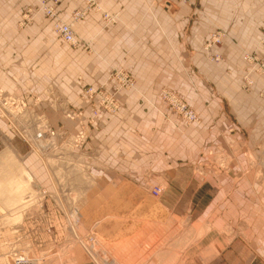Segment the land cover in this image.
<instances>
[{
  "label": "crops",
  "instance_id": "crops-1",
  "mask_svg": "<svg viewBox=\"0 0 264 264\" xmlns=\"http://www.w3.org/2000/svg\"><path fill=\"white\" fill-rule=\"evenodd\" d=\"M98 1L118 21L107 25L91 12L73 22L91 47L85 52L62 45L42 14L19 26L22 11L38 0H0V86L5 90L39 93L44 100L52 90L82 104L80 78L99 84L109 67L120 63L136 79V90L119 94L121 110L99 119L112 170L91 173L95 185L74 202L80 222L102 240L109 264H264V74L252 72L248 86L243 78L244 53L264 58V0H189L168 9L153 0ZM84 3L61 0L60 17L70 22ZM216 29L227 34L211 48L225 58L218 63L202 50ZM163 86L186 98L201 123L179 134L157 109L140 102L142 93L159 105ZM41 106L55 114L47 101ZM6 155L0 161L12 163ZM126 169L167 178L163 196L157 201L125 183L106 185L122 179ZM6 203L0 198V216L16 210ZM34 210L38 206L28 209ZM53 216L62 237L64 218L56 210ZM32 219L24 212L20 222L0 221V264L9 262L7 243L19 237L33 241V228L49 222L47 216ZM181 225L187 226L186 235L177 239ZM70 259L71 264H105L80 246Z\"/></svg>",
  "mask_w": 264,
  "mask_h": 264
},
{
  "label": "rangeland",
  "instance_id": "rangeland-1",
  "mask_svg": "<svg viewBox=\"0 0 264 264\" xmlns=\"http://www.w3.org/2000/svg\"><path fill=\"white\" fill-rule=\"evenodd\" d=\"M41 1L38 0L36 5L28 6L22 11L19 26L21 28L28 26L36 16L42 14L51 24L52 30L61 44L73 49L91 51L89 43L82 40L74 29L78 40L76 43L70 44L61 40L55 27V21L72 26L73 22L83 21L91 12L99 13L107 25L118 21L117 14H111L104 10L98 0H85L83 7L72 12L70 22H66L60 17L58 6L61 0L57 5L56 19L47 17L43 10H39L38 5ZM153 1L165 9L170 8L173 4H180L175 0H170L169 3H166L165 0ZM29 8L36 9V12L32 11L28 17L29 21L24 22ZM105 14L112 17L113 21L104 18ZM212 32L203 42V54L211 62H223L225 58L221 54L211 52L213 46L206 49L205 42ZM224 33L226 34V32ZM263 39L260 40L261 45H264ZM248 55L256 57L258 60L253 62L246 60L245 57ZM244 59L248 64V70L243 78L245 86H248L249 82H252V72L264 74V58L256 52H246ZM125 75L126 78L131 79L130 82H126L122 78ZM94 88L99 89L98 92L107 94V98H99L98 95L92 97ZM136 89L134 75L120 63L110 66L105 79L99 84H90L80 78L77 97L82 101V104L75 103L67 96L61 98L52 90L44 92V95H48L49 92L50 97L44 100L39 93L14 94L0 86V155L6 153L7 157L10 156L14 159L12 163L0 161V198H4L8 207L16 209L15 211L10 209V212L5 211V214H1L3 217L0 216V221L3 224L20 222L24 212L28 216H33L32 220H35L39 215L42 218L47 216L49 219V222L44 223V228L39 226L33 228L32 231L36 232V236L31 237L33 241L19 237L16 241L7 243V251L10 256L8 264H71L70 258L75 246H80L105 264L110 263L111 255L105 250L102 240L93 232V227L87 228L82 224V221L80 222L73 207L82 192L87 187L95 185L96 179L92 178L91 173L112 170L104 157L105 147L100 135L99 119L102 115L113 116L121 110L120 92ZM139 100L157 109L164 120L173 125L179 134L183 132L185 126L198 124L202 121L201 115L191 103L169 86L161 88L159 105L142 93ZM46 101L55 114L46 113V106H41ZM185 108L196 112L198 120H188L184 115ZM69 111H76L80 115L71 118L67 114ZM24 169L33 177L31 185L21 182V180L26 181L23 174ZM13 170L21 172H17V176H13L14 172L10 174ZM122 174V179L108 180L106 185L113 187L125 183L128 187L139 188L147 196L157 201L163 196L168 183L167 178H155L153 176L155 174L152 172L136 173L126 169ZM99 181L105 183L103 179L97 182ZM19 182L22 187L18 184ZM154 188H161L162 192L155 195L153 194ZM48 203L51 206L49 208L54 211L49 210ZM35 206H38L39 210L28 211ZM55 210L64 218V224L60 227L62 237L54 225ZM14 212L16 213L12 216ZM185 228L187 226H177V239L186 235ZM40 229L42 233H40ZM165 247L164 249H168ZM100 249L109 257L107 261L98 254ZM17 260L22 261L17 263ZM176 262L178 263V254Z\"/></svg>",
  "mask_w": 264,
  "mask_h": 264
},
{
  "label": "built area",
  "instance_id": "built-area-1",
  "mask_svg": "<svg viewBox=\"0 0 264 264\" xmlns=\"http://www.w3.org/2000/svg\"><path fill=\"white\" fill-rule=\"evenodd\" d=\"M178 2H187L189 0H175ZM166 3H169L170 0H165ZM59 3V0H42L39 5L38 8L39 10H43L44 13L46 14L47 17L49 18H55L56 19V15H57V5ZM36 12V9L34 10L33 8H29L27 11V15H25L26 17L24 18V22L25 21H29L28 17L31 14V12ZM78 14V13H77ZM104 18L108 19L109 21H113V18L110 17L108 14L104 15ZM23 22V24H24ZM55 27L56 30L58 32V36L60 37L61 40H63L64 42L70 43V44H74L76 43L77 37L76 34L72 28V26L70 24H65V23H61V22H56L55 21ZM226 34L221 31V30H215L213 31L210 36L207 38L205 46L206 49H210L212 46L214 45H218L221 44L223 42V39L225 38ZM263 44H264V39H263ZM246 60L249 61H256L258 60V58L256 57H252L251 55H248L247 57H245ZM264 71V69H263ZM126 82H130L131 79L126 78V75L122 77ZM251 84V81L249 82ZM99 89H92V97L97 96L99 98H107V94H105L104 92H98ZM103 91V90H102ZM98 111V110H96ZM68 116H70L71 118L74 117H79L80 114H78L76 111H69ZM185 117L190 120V121H197L198 120V116L196 114V112H194L192 109L190 108H185ZM162 192L161 188H154L153 190V194L155 195H159ZM22 260H17V263H20Z\"/></svg>",
  "mask_w": 264,
  "mask_h": 264
},
{
  "label": "bare ground",
  "instance_id": "bare-ground-1",
  "mask_svg": "<svg viewBox=\"0 0 264 264\" xmlns=\"http://www.w3.org/2000/svg\"><path fill=\"white\" fill-rule=\"evenodd\" d=\"M81 15V14H80ZM206 43V42H205ZM255 64V63H254ZM258 65V64H257ZM260 65V64H259ZM82 134V133H81ZM23 174L25 175V177H26V181L24 180V181H22L21 180V182L23 183V184H26V185H31L32 184V182H33V177H32V175L26 170V169H24L23 170ZM21 182H19L18 184L22 187V185L20 184ZM23 188H24V186H23Z\"/></svg>",
  "mask_w": 264,
  "mask_h": 264
},
{
  "label": "water",
  "instance_id": "water-1",
  "mask_svg": "<svg viewBox=\"0 0 264 264\" xmlns=\"http://www.w3.org/2000/svg\"><path fill=\"white\" fill-rule=\"evenodd\" d=\"M98 254L101 256V258L105 261H107L109 259V257L107 256V254L103 251V250H98Z\"/></svg>",
  "mask_w": 264,
  "mask_h": 264
}]
</instances>
